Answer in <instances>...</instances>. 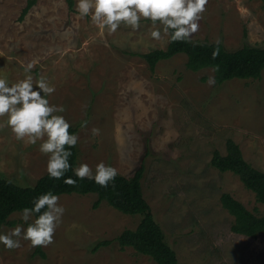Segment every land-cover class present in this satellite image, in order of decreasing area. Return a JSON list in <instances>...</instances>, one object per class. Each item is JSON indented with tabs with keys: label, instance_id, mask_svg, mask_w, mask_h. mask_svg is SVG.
Wrapping results in <instances>:
<instances>
[{
	"label": "rangeland",
	"instance_id": "obj_1",
	"mask_svg": "<svg viewBox=\"0 0 264 264\" xmlns=\"http://www.w3.org/2000/svg\"><path fill=\"white\" fill-rule=\"evenodd\" d=\"M27 0H0V77L31 75L55 85L47 97L63 105L64 117L77 126L78 161L95 169L103 161L130 176L144 163L142 191L175 250L179 264H264V232L247 236L231 230L234 217L220 202L230 193L249 210L261 214L263 204L232 171H220L210 160L217 149L226 153L232 138L243 157L264 171V70L259 78H232L209 86L211 67L193 71L178 53L157 62L131 52L164 48L168 38L148 35L151 22L138 31L123 25L108 34L81 18L66 0H38L19 18ZM227 50L244 43L264 45V6L261 0H209L192 40L215 42ZM87 120L86 127L81 128ZM98 128L99 135L92 129ZM39 143V142H38ZM47 157L37 145L17 141L9 129L0 131V176L20 185H33L46 172ZM65 208L54 243L44 256L21 240L8 250L0 244V264H157L134 248L119 247L116 236L134 228L140 216L125 214L97 195L58 194ZM23 225L21 211L10 214ZM101 240H111L93 251Z\"/></svg>",
	"mask_w": 264,
	"mask_h": 264
},
{
	"label": "clouds",
	"instance_id": "obj_2",
	"mask_svg": "<svg viewBox=\"0 0 264 264\" xmlns=\"http://www.w3.org/2000/svg\"><path fill=\"white\" fill-rule=\"evenodd\" d=\"M209 0H76V11L81 18L90 17L91 22L114 34L123 25L138 31L141 20L151 22L148 35L153 40L168 38V42H192L200 30V21L207 10ZM213 59L219 55V38L215 40ZM34 63L24 67L22 79L9 81L0 77V131L9 129L17 141L37 145L38 151L47 157L46 172L51 179L61 180L75 187L77 180L65 178L71 170L79 180H93L100 187L107 188L118 175L116 167L101 161L93 170L87 163L80 162L73 167L69 158L71 149L79 142V136L69 130L71 124L61 115L66 111L63 105L50 103L47 97L55 92V85L41 75L34 80L31 75ZM218 71V68L214 69ZM209 86L215 84V77L208 78ZM88 121L81 124L86 127ZM93 135L100 130L93 128ZM39 142V143H38ZM114 186V185H113ZM60 197L49 190L31 201L32 207L21 211L23 225H17L7 233H0V244L8 250L21 247V240L32 248L48 247L54 243L55 232L62 223L65 208Z\"/></svg>",
	"mask_w": 264,
	"mask_h": 264
},
{
	"label": "trees",
	"instance_id": "obj_3",
	"mask_svg": "<svg viewBox=\"0 0 264 264\" xmlns=\"http://www.w3.org/2000/svg\"><path fill=\"white\" fill-rule=\"evenodd\" d=\"M38 0H27L22 8L19 18L22 19L27 11ZM262 5L264 6V0ZM67 6L73 10L74 0H66ZM216 45L210 41L168 42L164 48H154L147 52H131L141 56L150 70H154L157 62L171 58L178 53L186 55V67L196 71L211 67L214 71L216 83H222L232 78H259L264 70V45L244 43L241 46L227 50L220 43L219 55L213 59ZM218 68V71L214 69ZM71 133L77 132V126L71 125ZM73 155L69 158L73 167L77 166L79 148L78 144L71 149ZM212 166L220 171H232L237 174L245 187L255 193L256 200L264 207V171L254 167L242 154L239 145L232 139L226 140V153L222 154L215 149L211 160ZM144 174V163H140L134 173L125 176L120 173L107 188L100 187L93 180H79L69 170L65 178L72 177L77 180L75 187L69 186L61 180L51 179L47 172L37 178L33 185H20L11 178L0 176V227L4 224H13L10 214L22 211L24 207H32L31 201L38 195L52 190L54 194L88 193L94 192L97 197L93 206L97 207L102 201L125 214L140 216L134 228H125L116 236L121 249L127 246L134 248L138 253L148 255L157 264H179L175 250L165 240L164 232L154 219L151 206L145 199L142 191L141 179ZM114 185V186H113ZM220 202L234 217L231 230L247 236H257L264 232V212L257 214L249 210L242 202L235 199L230 193L223 192ZM111 240L97 242L93 251L101 245L109 244ZM34 254L44 256L42 247H36Z\"/></svg>",
	"mask_w": 264,
	"mask_h": 264
}]
</instances>
